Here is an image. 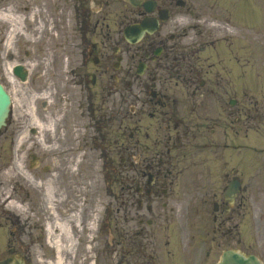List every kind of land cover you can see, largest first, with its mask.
Segmentation results:
<instances>
[{
  "label": "flooded vegetation",
  "instance_id": "flooded-vegetation-1",
  "mask_svg": "<svg viewBox=\"0 0 264 264\" xmlns=\"http://www.w3.org/2000/svg\"><path fill=\"white\" fill-rule=\"evenodd\" d=\"M179 1L192 4L196 0L155 1L157 15L159 16V12L163 10L169 17L168 22L161 24L166 34H172L171 37L168 35L164 37V39L169 37V41L175 39L173 34L177 32L176 19L179 15L177 7ZM63 2L75 5L78 29L75 33L72 31L74 34L66 32L65 35L67 47L71 46L75 50V54L73 53L68 68H65L63 64H56L54 71L56 73L55 75L51 74L50 77L57 81H63L64 84L65 78L69 79L72 83L71 86H68V88L72 87V93L69 89L67 90L70 104H76V106L81 104V107L84 106L90 116H95L100 109L101 90H103L104 103L107 99V105L113 98L116 101L117 96H121L123 97L122 105L132 107L134 103L132 99L133 67L130 60L126 66L127 75L125 77L118 76L115 70L113 72L110 70L113 61L110 52L112 47L115 51L116 33L111 24H106V22L110 20L112 12H115L116 0H63ZM209 34L205 43L216 49L218 46L216 40L218 39L213 31H210ZM161 44L164 49L167 47L166 40H163ZM150 46H154V44ZM199 49L205 50L206 45L202 44ZM143 51L147 57L148 49L145 47L140 48L132 57L141 58ZM0 52H5L2 49L1 41ZM16 53H7L5 60L3 56H0V81L2 83L7 81L5 67L8 62L16 58ZM96 61L98 62L96 63ZM101 61L105 63L103 68L99 69ZM112 66L114 68V63ZM106 75L107 81L102 80ZM155 80L156 77H152V81L155 82ZM121 81L126 82V89L130 90L129 93L120 91L117 83ZM215 83L216 86L213 85L210 78H207V83L203 82L202 84L203 88L207 87L206 91L197 92L196 90L192 93L193 103L189 115V129H183L186 135H189L193 141L204 136L203 145L205 147L219 148L229 146L227 144L229 133L238 139H243L245 132H260L262 128L264 130V102L261 104L256 101L252 111L247 112L243 98H240L239 101L238 97L230 98L228 90L225 89L223 92L216 90V88L222 89V81L217 80ZM74 95H76V99ZM141 95L142 93L139 95V99L142 100L139 103L140 112L136 113V110L132 108L130 118L132 119V116L136 114L135 116L142 121L144 120L141 117L142 114L147 113L148 119L151 121L149 124L153 126L152 135L149 133V126L146 128L145 125H141L133 129L129 123L119 136L113 134L112 140L108 143L110 149H114L113 153L109 152L113 165L115 166L119 159L125 177L124 185L118 189H111L110 192L113 201H115V204H111L112 207H116L119 195H125L122 205L119 204L114 212H110L113 253L119 257L116 264H160L163 250L174 248L176 245L173 239L170 240V236L166 240L163 237L165 228L162 223L149 220V213L154 211L149 202L166 199V202L161 204L164 208L169 206L170 201L174 207L180 203L177 198L179 190L174 189L175 180L179 175V173H175L177 157L172 155V150L181 141V128H179L180 124H176L173 126L174 129L171 130V127H168L166 132L164 131L163 124L170 125L171 121L178 119L173 115L172 109L168 107L172 100L169 95L162 92H157L155 97H148V93H143L144 97ZM197 97L203 100L200 113L198 112ZM234 99L235 102L229 107V100ZM163 103L165 107L161 108L160 105ZM175 104H177L176 101ZM69 109L71 110V108ZM129 121L131 120L129 119ZM25 126L26 119L13 122L11 118L5 130L6 133L11 132L10 137L15 145L17 178L24 175L23 179L37 174L36 170L38 169L37 157L31 156L32 151L30 153L27 151L30 145L23 144L30 132V130L24 129ZM96 141L102 145L105 142L102 137L100 139L96 137ZM231 142L234 143L233 147L239 149L240 146L237 142L235 144L234 139ZM229 177L228 174L225 178ZM234 178L238 179L239 177L232 176V179ZM60 181L62 182V178ZM64 184H61L62 187ZM169 186L171 190H169ZM13 189L11 197L14 199V206L22 209L14 211V213L8 208L10 199L5 201L6 191L0 188V260L19 257L26 261L25 264H30L35 257L32 243L38 229L39 237L43 239V225L47 218L43 212L48 206V195L33 193L29 182L20 179L14 182ZM50 196L56 199L54 195L50 194ZM219 209H222L223 215L228 214L224 206ZM173 210L171 208V211ZM215 221L217 222L215 232L223 231L228 226V218L221 221L215 218ZM170 228L175 234L179 226L175 223L166 226L168 232H170ZM168 253L174 254L170 250Z\"/></svg>",
  "mask_w": 264,
  "mask_h": 264
},
{
  "label": "rangeland",
  "instance_id": "rangeland-1",
  "mask_svg": "<svg viewBox=\"0 0 264 264\" xmlns=\"http://www.w3.org/2000/svg\"><path fill=\"white\" fill-rule=\"evenodd\" d=\"M20 5H30V3L38 4L41 0H18ZM229 2V0H228ZM225 2L222 4L223 11L218 10L217 14L218 17H220L221 13L226 15V11L228 9L229 11V3ZM9 1H6V4H8ZM129 6L124 2V0H117L116 3V9L117 13L119 12H127V9ZM262 12H264V6L260 8ZM205 13V12H203ZM61 14V13H59ZM62 15V14H61ZM62 17V16H57ZM238 14L234 10L233 15V25L234 28H230L232 32L228 31L229 37L234 38L235 45L233 46V49H236L235 47L237 44L244 45V48H240V51L236 50V59H242L243 61H246L250 58L251 51H248V48L250 47L253 49V53L256 52V54L260 57L261 61L258 63H254V61H246L244 63V77L243 79H238L236 75V71L238 70L236 68V65L234 62L229 63L227 55H222V58L226 61L227 69V79L229 81L228 85V91L229 95L234 93H238V96L240 97V92L238 90L239 84L243 81L244 90L245 92H249L247 95V99H251L253 95H257L256 99H259L258 96L261 97L260 92L264 88V26L261 28L255 25L254 27L251 25H238L242 24L237 21ZM244 19V18H243ZM43 22L45 25L47 24L46 20L43 19ZM122 22V19L119 17V14H117L116 17V26H117V39L119 41L121 34H119V25ZM112 23V22H110ZM182 23L187 25L189 23L188 17H183ZM31 24V22H29ZM34 25V24H33ZM187 32H189V29H186ZM28 32L30 34H28ZM185 32L182 33L184 35ZM192 34V32H190ZM240 35H244L245 39H243L241 42L237 40V37ZM258 35V36H257ZM25 36V37H24ZM37 33L35 32V28H31L30 30H24L21 36V54L19 55L18 59H26V61L29 62L30 68L32 69L31 74V80L27 84H19L17 82L9 83L8 90L9 92L15 97V105L16 110L14 113V118L18 117V110L22 111L28 118L29 121L26 123V126L24 129H30L33 126H36V129L38 131V134L36 136H28L26 138L31 139L30 141H25L24 143L29 144L27 151L30 153H36L37 157H40V164L41 167L44 166H50L51 170L49 173H44L43 169L38 171L39 177H48L47 179H52L58 177L59 173H63L64 179L63 181L66 184V189H64L65 194L60 195L59 199L56 201L59 202L60 210L67 209L71 204H76L80 196L83 195V193H97V196H99V199L93 198L90 203H93V205H89V208H97V214L100 216L103 212V206L110 203V197L107 194H105L106 189L109 188L111 180L108 178L107 175H110L108 173L104 174L101 170L102 168V158L101 154L103 152L102 148L100 150H97L94 147H91V143L86 135H84V130L79 131V136L82 138L79 140V145L82 151L80 152L79 159L82 160V166H83V176L80 177L77 175L75 171L76 163H73L72 158L70 162V169L72 171H68V167H66L63 170L64 166V156L66 154V148L64 147L66 145L67 148H70L72 151V155L75 154V151H77L75 139L71 138L68 132L63 130V125L60 124L58 120H56L55 116L57 117L60 113V103L55 98L56 91H59V88L55 85L52 86V88H56L53 90L52 94L46 93L45 91L42 92L40 95L39 93L33 92L34 85H36L38 88H41L44 90L46 86H49L51 84L50 81L40 79L38 81H35L36 76L38 75L40 69L41 74L43 77H46V73L43 71L44 68L49 67V64L52 61L53 58V50L56 44H58L61 41V35H57L56 37H51L50 40L46 41L44 45L41 46V44L34 43V40L38 41ZM252 38L254 41H252ZM185 42H188L185 40ZM33 45V46H32ZM50 50L51 54L47 57V51ZM31 52L34 55V58L31 56L29 58L26 57L25 52ZM59 50L57 51V53ZM184 53L187 57L188 53H192V51H181ZM220 53L225 52V46H222L219 49ZM175 53L170 52V56L167 59L166 56H164L161 60L162 63H166L169 61H173L175 59V56H173ZM177 54V53H176ZM209 54V53H208ZM207 55H203L202 59H205ZM235 53L232 54L234 56ZM168 55V54H166ZM215 55V54H214ZM47 57V58H46ZM28 59V60H27ZM188 59V57H187ZM251 59V58H250ZM17 60V59H16ZM19 60H17L19 62ZM214 59L213 61H215ZM228 66V68H227ZM261 67L262 74H257V68ZM233 69L234 73H230V71ZM262 82V83H261ZM170 85V84H169ZM30 93L31 96L26 97V93ZM180 91H185L183 88L180 89ZM185 93V92H184ZM187 96V95H186ZM42 97H46V100L41 99ZM60 97V93L58 94V98ZM264 98H261L260 101H263ZM42 101H48L49 106L45 109L42 105ZM112 102V100H110ZM110 102V104H111ZM22 103H25L23 106L26 110H23V108L20 105H23ZM245 104H247V100H245ZM138 105V104H136ZM59 111V112H58ZM25 119V117H23ZM106 119V118H105ZM134 122V121H133ZM131 122V125L132 123ZM143 124L146 128L147 126L150 127L149 133L152 135V128L153 126L149 123L151 121L146 118L143 121ZM122 122L118 121L112 122L111 119L105 120V124L107 125V130L109 129V135L110 130L115 129V133L119 134V127ZM122 125H127V122L122 123ZM92 133V132H91ZM7 134L3 132V134L0 136V169H3L1 171V179L4 180V178H10V181H16L17 179L14 177L15 175V168L13 163V143L11 142V137H7ZM107 134V131L105 132ZM254 134H251L250 136H253ZM238 140V139H237ZM242 140L241 138L239 139ZM68 141V142H65ZM253 141V140H252ZM252 141L248 143L245 141V145H248V147L245 146V155H244V164H245V174H244V184L248 188L242 195H240L241 198H243L245 201L244 209H241V212L244 213V217L242 219V225L240 227L241 235L243 236L244 245L242 248H239L241 252H244L245 254H255L257 255L264 264V234H261V232L264 229V225L262 224L260 218L264 221V182L261 180L264 179V152L259 153V151H254ZM108 144V143H107ZM105 144V145H107ZM90 146V147H89ZM254 146L257 147H264V130L261 129V140L257 142V144H254ZM110 147V144H109ZM112 148V147H111ZM99 149V148H98ZM112 153L114 152V149H109ZM229 150L228 156H233L234 153ZM178 153L180 155H185L186 157H183L181 160V171L184 165L187 166L186 169H184V172L180 173L179 182L180 187L183 188V186L188 185V183H191L190 178L192 177L190 174L191 169L190 167L193 165L192 162H195L197 164V167L199 169H205L204 171L198 173V177L195 178V181L197 183L204 181L202 179V173L207 172V174L210 175V184L211 187V194H218L219 196V187L221 186V182H224L225 176H226V169L222 165L219 160L213 158L210 156L208 151L206 149H197V148H187L186 147H180L178 149ZM260 173V177L257 179H250L251 175L253 176V173ZM53 174V176H52ZM36 179H39L36 177ZM7 181V180H6ZM5 181V182H6ZM11 182V184H12ZM33 182V181H32ZM34 183V182H33ZM187 183V184H186ZM35 184V183H34ZM50 187V186H49ZM90 188H94V191H90ZM57 190V187H56ZM85 191V192H84ZM183 191V190H182ZM198 192V191H196ZM59 193V191H57ZM195 197V200H194ZM199 198V195H194L192 192L189 191V187L186 191L181 192V209L180 213L178 215V219L180 221V225H182V228H184V231L187 230V232L183 233L182 229V235L184 237L181 240V247L180 250L183 253V256L181 259H184L185 257L188 258V260H185L183 262H189L190 264H205V251L208 250L207 247H210L212 245V256L210 260L206 264H217L220 259V254L223 251L222 249L227 247V243L224 240H218L216 242H220L222 246L218 248L216 246V243H211L208 241V244L201 245L202 236L199 237V235L203 232V230L200 231L202 227H207V224L209 222L208 213H210L209 210L203 211L201 209L204 208L199 206L198 207V213L196 216H194V212L192 215V209L194 206L192 204H196L197 199ZM70 202H69V201ZM193 200V201H190ZM209 200V199H208ZM185 209H184V208ZM211 208V207H210ZM69 209H73L72 207ZM44 214V212H43ZM63 219V218H61ZM258 221V222H257ZM193 224V225H192ZM194 226V228H192ZM208 228V227H207ZM190 229V232H189ZM189 232V233H188ZM186 236V237H185ZM190 236H195L194 242L191 244V238ZM49 239V237L47 236ZM60 239L63 240V251L60 253L61 262L58 261V258L56 256L55 247L49 245L50 249L47 255L46 259H41L40 257L35 258V261L37 264H85L87 260L85 259L86 254L79 251L80 255L75 254L77 253L74 251V245L75 242H66L69 241L66 239V235H61ZM209 239V238H207ZM259 239H261L259 241ZM263 239V240H262ZM220 240V241H219ZM259 241V242H258ZM186 243V245L184 244ZM232 243V247L236 248V245L234 242L230 241V244ZM50 244V243H49ZM191 244V245H190ZM68 248V249H67ZM37 249H39V255L42 253L41 246L37 244ZM66 253L69 255L67 256ZM52 261V262H51ZM92 261V260H91ZM91 261L89 264H91ZM165 264H170L167 260H165ZM176 264V263H175ZM185 264V263H184Z\"/></svg>",
  "mask_w": 264,
  "mask_h": 264
},
{
  "label": "water",
  "instance_id": "water-1",
  "mask_svg": "<svg viewBox=\"0 0 264 264\" xmlns=\"http://www.w3.org/2000/svg\"><path fill=\"white\" fill-rule=\"evenodd\" d=\"M134 30L127 33L125 32L126 38L132 42L136 43L138 39L143 34L142 25L136 26ZM129 34L132 36L130 37ZM10 106V97L6 94L3 87L0 86V127L4 123L5 118L8 115ZM220 264H260L255 257H250L249 259L244 258L243 256L236 254L234 252L228 251L223 255V261Z\"/></svg>",
  "mask_w": 264,
  "mask_h": 264
},
{
  "label": "bare ground",
  "instance_id": "bare-ground-1",
  "mask_svg": "<svg viewBox=\"0 0 264 264\" xmlns=\"http://www.w3.org/2000/svg\"><path fill=\"white\" fill-rule=\"evenodd\" d=\"M52 218H53V219H51L52 223L49 224V228L53 229V230H57V232L58 231L62 232L65 235H69V233H70L69 227L64 223V221L60 220L57 215H53ZM56 246L58 247V249L61 248L60 244H58V243H56ZM58 261L61 262L60 257L58 258Z\"/></svg>",
  "mask_w": 264,
  "mask_h": 264
}]
</instances>
